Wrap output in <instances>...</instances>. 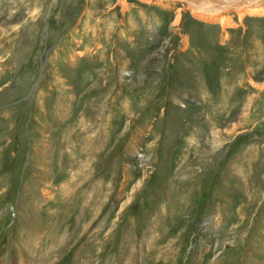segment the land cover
I'll list each match as a JSON object with an SVG mask.
<instances>
[{"label":"rangeland","instance_id":"1","mask_svg":"<svg viewBox=\"0 0 264 264\" xmlns=\"http://www.w3.org/2000/svg\"><path fill=\"white\" fill-rule=\"evenodd\" d=\"M182 5L0 0V264H264V15Z\"/></svg>","mask_w":264,"mask_h":264},{"label":"bare ground","instance_id":"2","mask_svg":"<svg viewBox=\"0 0 264 264\" xmlns=\"http://www.w3.org/2000/svg\"><path fill=\"white\" fill-rule=\"evenodd\" d=\"M181 1L187 2L189 7L185 5H182L181 8L178 7L175 16L176 25L180 24L186 11H189L191 16L200 20L207 22L218 21L224 26L230 23L233 17L243 21L248 15H264V0H213L203 4L196 3L194 0Z\"/></svg>","mask_w":264,"mask_h":264}]
</instances>
